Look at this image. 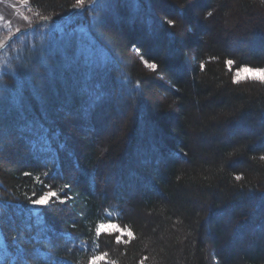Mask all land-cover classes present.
I'll use <instances>...</instances> for the list:
<instances>
[{"label":"trees","instance_id":"obj_1","mask_svg":"<svg viewBox=\"0 0 264 264\" xmlns=\"http://www.w3.org/2000/svg\"><path fill=\"white\" fill-rule=\"evenodd\" d=\"M14 1L35 24L80 7ZM83 7L87 39L0 77V264H264V82H233L264 69V0Z\"/></svg>","mask_w":264,"mask_h":264},{"label":"rangeland","instance_id":"obj_2","mask_svg":"<svg viewBox=\"0 0 264 264\" xmlns=\"http://www.w3.org/2000/svg\"><path fill=\"white\" fill-rule=\"evenodd\" d=\"M81 9L83 10L84 7H79L76 12H71L60 19L45 20L44 23L35 24L26 17L24 3L14 0H0V77L13 73L17 66L22 65L24 57L36 47L38 50L44 48L51 37L59 36L60 38L64 33H68V35L75 34L76 37L84 36L87 39L84 28L80 24L74 23L76 15H81ZM88 44L90 47V43ZM88 49V45L84 47L87 54L90 51ZM26 53L28 54L26 55ZM100 54L101 52L97 50L92 55L95 58H100ZM243 69L238 71L240 80L244 77L251 78L252 73L245 72ZM75 129L78 131L77 127ZM78 133L81 132L78 131ZM102 231L111 232L114 230L106 228Z\"/></svg>","mask_w":264,"mask_h":264},{"label":"snow or ice","instance_id":"obj_3","mask_svg":"<svg viewBox=\"0 0 264 264\" xmlns=\"http://www.w3.org/2000/svg\"><path fill=\"white\" fill-rule=\"evenodd\" d=\"M84 3H85V0H76L77 6L82 7V6H84ZM211 15H212V13L208 12V16H211ZM167 24L169 27H175L176 20L175 19H168ZM226 63H227V65L231 66L234 62L232 60H227ZM147 66L153 70H155L158 67L157 64H155V63L147 64ZM200 67H201V69H203V67H204L203 64H201ZM243 71L251 72L252 73L251 79L264 82V69H252V68L245 67L243 69ZM240 79H241L240 73L237 72L236 76L233 79V82L239 83ZM244 79H248V77H244ZM96 99L98 100L99 96H97ZM261 159H264V156H261ZM25 175H29V173H25ZM236 179L239 180V179H241V177L237 176ZM261 196H264V193H261ZM53 198L59 199L60 203H65L66 199H67V197L59 198V196L56 192L51 191V192H46L44 195L40 196L38 199L31 200V204L34 208L43 209L49 205V203L53 200ZM36 223L40 226H43V224L39 218H37ZM106 228H111L112 230H115V231H118L121 233L120 235L116 236V242L117 243H127L128 242V241L123 240L124 235H127L128 237L134 238V235H133L131 229H128L127 232H125L124 229L119 228V226L115 225V224H109L107 226H105L103 224L99 225L97 228V231H96V235L99 236L101 231L105 230ZM109 234H111V233H109ZM13 240L15 241L16 238L13 237ZM16 243H17V247L19 248L18 241ZM19 251H20V255L22 257L23 256V250L20 249ZM106 256H107V253H103L100 256H93L91 258L90 264H96L97 261L103 260ZM25 264H26V261H25ZM110 264H114V262H110Z\"/></svg>","mask_w":264,"mask_h":264}]
</instances>
